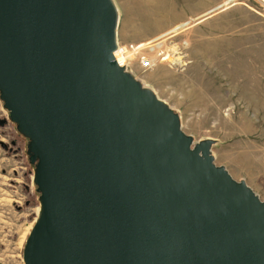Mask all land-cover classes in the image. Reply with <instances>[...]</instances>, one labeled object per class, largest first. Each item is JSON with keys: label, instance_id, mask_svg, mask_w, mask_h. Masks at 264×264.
I'll return each mask as SVG.
<instances>
[{"label": "water", "instance_id": "water-1", "mask_svg": "<svg viewBox=\"0 0 264 264\" xmlns=\"http://www.w3.org/2000/svg\"><path fill=\"white\" fill-rule=\"evenodd\" d=\"M118 23L114 0H0V98L40 193L24 263L264 264V200L118 63Z\"/></svg>", "mask_w": 264, "mask_h": 264}, {"label": "rangeland", "instance_id": "rangeland-1", "mask_svg": "<svg viewBox=\"0 0 264 264\" xmlns=\"http://www.w3.org/2000/svg\"><path fill=\"white\" fill-rule=\"evenodd\" d=\"M114 2L126 70L179 114L194 143L213 139L215 163L264 200V0ZM0 121V264H25L40 193L29 139L1 98Z\"/></svg>", "mask_w": 264, "mask_h": 264}, {"label": "bare ground", "instance_id": "bare-ground-1", "mask_svg": "<svg viewBox=\"0 0 264 264\" xmlns=\"http://www.w3.org/2000/svg\"><path fill=\"white\" fill-rule=\"evenodd\" d=\"M174 19H175V17H174ZM179 20V19H178ZM191 21H189L188 22V24L190 23ZM173 23V22H172ZM186 26L187 25H185L183 22L182 23H180V24H178V25H176L174 28H172L171 30H169V31H167V32H165V33H162L161 35H158V38L157 39H161V38H163V37H165V36H167V35H169V34H171V35H177V34H179L182 30H184L185 28H186ZM156 28V27H155ZM156 30V29H155ZM192 30H194V29H192ZM157 33V32H156ZM195 33V32H194ZM148 35V34H147ZM153 35H155V34H153ZM149 37H151L150 35H148ZM148 38V37H147ZM156 39V40H157ZM154 40H152V41H149V42H146V44H148V43H151V42H153ZM145 43V42H144ZM143 45V44H142ZM144 46V45H143ZM141 50V49H140ZM175 51V50H174ZM174 54V53H173ZM115 57L117 58V60L119 61V63L120 64H126V65H128V63H127V61H126V59H125V57H124V55H123V53H122V51H121V49H120V47L115 51ZM148 56V55H147ZM147 58V57H146ZM152 58V57H151ZM142 59V58H141ZM147 60V59H146ZM39 212H40V207L37 209V216H38V214H39ZM36 219H37V217H36ZM36 219H35V221H36Z\"/></svg>", "mask_w": 264, "mask_h": 264}, {"label": "built area", "instance_id": "built-area-1", "mask_svg": "<svg viewBox=\"0 0 264 264\" xmlns=\"http://www.w3.org/2000/svg\"><path fill=\"white\" fill-rule=\"evenodd\" d=\"M118 48H119V46H118ZM117 48V49H118ZM116 58V57H115ZM116 60H117V58H116ZM118 61V60H117ZM141 62V61H140ZM118 63H119V61H118ZM120 64V63H119ZM141 64H142V68H144V69H146V68H152L153 66H154V62H153V60L152 59H147V60H144V61H142L141 62ZM121 66H126L127 67V65L126 64H120ZM143 69V70H144Z\"/></svg>", "mask_w": 264, "mask_h": 264}]
</instances>
